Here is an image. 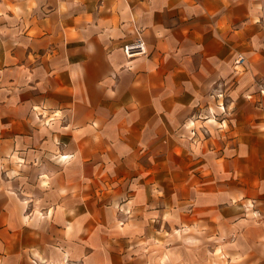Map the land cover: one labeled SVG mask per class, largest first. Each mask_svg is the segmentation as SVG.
<instances>
[{
  "label": "crops",
  "instance_id": "0c3cea01",
  "mask_svg": "<svg viewBox=\"0 0 264 264\" xmlns=\"http://www.w3.org/2000/svg\"><path fill=\"white\" fill-rule=\"evenodd\" d=\"M0 264H264V0H0Z\"/></svg>",
  "mask_w": 264,
  "mask_h": 264
},
{
  "label": "built area",
  "instance_id": "2783aa9c",
  "mask_svg": "<svg viewBox=\"0 0 264 264\" xmlns=\"http://www.w3.org/2000/svg\"><path fill=\"white\" fill-rule=\"evenodd\" d=\"M148 1H152V0H148ZM123 49L127 57L130 58L136 55L144 54L146 52V45L143 39L137 38L135 41H132L124 45ZM242 60L243 57H240L238 59V62H241Z\"/></svg>",
  "mask_w": 264,
  "mask_h": 264
}]
</instances>
